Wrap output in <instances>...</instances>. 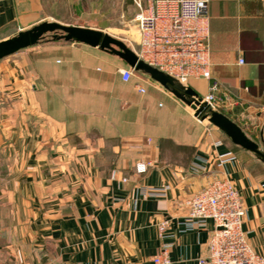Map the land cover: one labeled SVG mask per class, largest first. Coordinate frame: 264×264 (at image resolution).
Listing matches in <instances>:
<instances>
[{
    "label": "crops",
    "instance_id": "0c3cea01",
    "mask_svg": "<svg viewBox=\"0 0 264 264\" xmlns=\"http://www.w3.org/2000/svg\"><path fill=\"white\" fill-rule=\"evenodd\" d=\"M75 5L0 0V41L66 23L57 15ZM209 17L210 79L183 86L204 99L216 83L217 111L264 152V0H210ZM137 36L136 46L113 37L137 54ZM127 68L112 53L50 38L0 60V264H152L165 244L172 264H198L213 223L188 228L185 201L222 177L264 258V163L149 76L124 82ZM228 154L236 160L219 165ZM139 162L152 167L137 175Z\"/></svg>",
    "mask_w": 264,
    "mask_h": 264
},
{
    "label": "built area",
    "instance_id": "2783aa9c",
    "mask_svg": "<svg viewBox=\"0 0 264 264\" xmlns=\"http://www.w3.org/2000/svg\"><path fill=\"white\" fill-rule=\"evenodd\" d=\"M139 12L134 17L140 35L138 57L150 66L171 76L180 84L190 79H210L209 46V2L210 0H131ZM122 80L129 82L135 77L131 68L121 71ZM140 93L145 89L137 86ZM215 83L204 101L213 110L218 108ZM236 157L228 154L219 158L224 165ZM151 163L139 162L135 166L137 175H144ZM124 182L127 179H123ZM146 196L161 195L163 189H144ZM188 208L186 226L197 228L207 222L213 223L207 255L198 264H264L249 244L243 229L246 210L238 190L228 178H217L209 182L186 201ZM168 223L159 225L160 237L167 238ZM170 246L165 244L152 264H172Z\"/></svg>",
    "mask_w": 264,
    "mask_h": 264
},
{
    "label": "water",
    "instance_id": "95a60500",
    "mask_svg": "<svg viewBox=\"0 0 264 264\" xmlns=\"http://www.w3.org/2000/svg\"><path fill=\"white\" fill-rule=\"evenodd\" d=\"M47 37L54 42L82 43L116 55L135 73L149 76L166 91L185 103L193 110L197 119L208 121L220 130L232 144L253 153L264 163V152L244 133L240 126L223 113L210 108L192 88L183 86L171 76L145 63L127 44L104 31L66 25L56 21L42 22L31 29L21 31L0 41V60L36 46Z\"/></svg>",
    "mask_w": 264,
    "mask_h": 264
},
{
    "label": "rangeland",
    "instance_id": "374dc122",
    "mask_svg": "<svg viewBox=\"0 0 264 264\" xmlns=\"http://www.w3.org/2000/svg\"><path fill=\"white\" fill-rule=\"evenodd\" d=\"M66 1L76 5L73 8L66 7L67 11L65 10V13L61 12L57 15L61 20H65L66 23L62 24L100 27L105 32L108 31L117 38H124L136 46L135 41L137 42L138 39V31L134 17L137 10L135 5L128 2V0ZM57 11L59 10L57 9Z\"/></svg>",
    "mask_w": 264,
    "mask_h": 264
}]
</instances>
